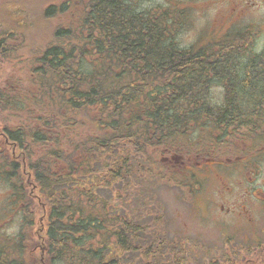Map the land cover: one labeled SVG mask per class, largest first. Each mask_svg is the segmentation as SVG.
Returning <instances> with one entry per match:
<instances>
[{
  "label": "trees",
  "instance_id": "trees-1",
  "mask_svg": "<svg viewBox=\"0 0 264 264\" xmlns=\"http://www.w3.org/2000/svg\"><path fill=\"white\" fill-rule=\"evenodd\" d=\"M12 5L0 17V58L18 49L19 32L34 20L32 10ZM41 15L72 20L50 27L49 42L32 48L28 95L22 80L0 86L1 122L22 154L10 171L1 153L0 174L24 222L47 227L48 264H122V254L140 248L147 258L153 253L139 246L140 227L113 215L101 191L158 177L194 194L196 174L181 156L221 158L240 143H264V49L256 51V34L232 32L180 48L182 13L136 11L130 0H63ZM214 80L223 85L222 103L209 95ZM198 129L209 141L191 140ZM158 153H173V164L152 161ZM151 161L159 170H147ZM236 257L212 263L246 264Z\"/></svg>",
  "mask_w": 264,
  "mask_h": 264
},
{
  "label": "rangeland",
  "instance_id": "rangeland-1",
  "mask_svg": "<svg viewBox=\"0 0 264 264\" xmlns=\"http://www.w3.org/2000/svg\"><path fill=\"white\" fill-rule=\"evenodd\" d=\"M61 2L63 0H0V17L2 11L5 12L3 15H6L9 7L12 8V4H15L32 10V18H34L32 23L27 22V30L19 32L18 49L9 51L0 58V86L22 80L20 81L22 94L28 95L34 89L33 85L23 81L29 79L28 65L32 48L49 42L50 27H55L59 22L72 20L69 16L64 18L59 16L58 19L52 20L42 17L44 7L50 4L58 5ZM23 3L31 8L25 7ZM130 4L136 11L146 12L168 6L170 10L182 13L180 16L182 24L175 38L180 48L202 47L208 42L219 41L226 36V33L232 32L256 34V51L264 49V7L248 10L243 18H235L234 0H130ZM22 16L28 20L26 14ZM209 95L214 101L223 102L225 91L220 81L214 80ZM21 98L24 109L31 110L30 99ZM33 106L39 105L33 104ZM197 132L199 134L196 135ZM197 132L193 133V136L190 135L191 140L199 138L202 134L205 138L204 143L209 141L208 131L198 129ZM72 139L76 141L77 135L69 134L68 140ZM249 145H251L249 142L240 143L241 151L228 150L223 154L224 159L236 157L244 149L246 153ZM256 148L257 146H253L251 151H255ZM44 152L41 151V155ZM168 154L158 153L152 161H161L165 166L168 163L173 164L168 161L173 153ZM251 156L254 157L252 166H258V170L248 175L243 174V170L239 171L242 165L241 159L234 164H202L198 167L197 163L205 157L181 156L182 161L191 163L192 167H189V170L196 174L199 184L197 183L198 190L194 194H190L186 188L163 183L158 177L119 180L107 190L101 191L102 196L108 198L113 215L123 217L140 227V237L139 239L137 237L139 246L150 248L153 253L146 258L143 252L145 249L128 251L122 254L120 262L122 264H213L215 259L220 260L224 254L231 255L234 252L239 260L246 251L244 247L253 249L259 241H262L260 244L263 245L264 149H257ZM152 161L148 162L150 164L145 163L147 170H159L158 165ZM234 165H238L239 170L235 169L231 175L227 174L226 171ZM213 167L218 169V173L221 171L225 174L226 182L223 183L217 174L214 175ZM206 168L210 170L207 171ZM10 190L7 182L0 180V208L6 206L4 204ZM244 194L247 197L243 196ZM222 205L225 206L224 210L221 208ZM242 207H244L243 212L251 210L255 219L244 220L234 216L233 212L227 213L226 210L230 208L237 212ZM1 216L4 217V214L1 213ZM20 226L21 214L16 211L12 233H18ZM219 262L221 264V261Z\"/></svg>",
  "mask_w": 264,
  "mask_h": 264
},
{
  "label": "flooded vegetation",
  "instance_id": "flooded-vegetation-1",
  "mask_svg": "<svg viewBox=\"0 0 264 264\" xmlns=\"http://www.w3.org/2000/svg\"><path fill=\"white\" fill-rule=\"evenodd\" d=\"M236 2L235 7L233 8L234 12H236L235 18H243L244 13L248 10H253L257 7H264V0H234ZM17 143L13 139V137L9 138L5 131V126L1 122L0 118V157L1 153L4 157L8 158V162L10 164V171L14 169L15 161L20 156V161H22V154H16L18 148ZM252 154H243L237 155L235 158L227 157V159H222L219 156L207 157L202 161L198 162L197 165L201 164H222L226 162L227 164L235 163L234 159H241L242 165H240V170L238 165H234L229 168L226 172L231 175L233 171L239 170L240 172L243 170V174H250L251 172H255L258 170V167L252 166L253 157ZM1 161V158H0ZM188 165V163H187ZM216 169V168H213ZM247 171V172H246ZM222 173V172H221ZM217 173L218 177L222 179V182H226L225 174ZM5 176L0 174V180L6 182ZM11 189V188H10ZM8 194L6 202L4 205L8 207L6 211V206H2L0 208V264H48V255L47 251H45L46 247V229L44 224L41 222L36 223V225L30 226V224H26L24 222V217L22 215L21 208H17V202L15 199V195L13 194L12 189ZM247 197L245 194L243 195ZM221 208L224 210L225 206L222 205ZM227 213L233 212V215L244 220L255 219L254 214L250 210L249 212H243L244 207L236 210H232L227 208ZM16 211L21 214V226L18 233H12L13 223L16 220ZM264 211V209H263ZM1 213L4 214V217L1 216ZM262 241H259L257 245L253 247L251 256L248 258L241 256L239 259L245 262L246 264H264V244H260ZM253 246V245H251Z\"/></svg>",
  "mask_w": 264,
  "mask_h": 264
}]
</instances>
